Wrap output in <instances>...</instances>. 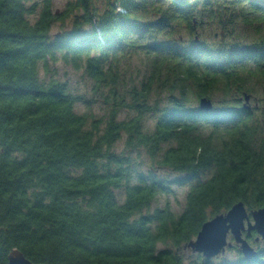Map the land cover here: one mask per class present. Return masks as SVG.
I'll return each mask as SVG.
<instances>
[{"label":"trees","instance_id":"1","mask_svg":"<svg viewBox=\"0 0 264 264\" xmlns=\"http://www.w3.org/2000/svg\"><path fill=\"white\" fill-rule=\"evenodd\" d=\"M30 1L0 0V264L15 250L34 264H184L208 220L264 208V102L259 115L243 104L264 92V0H114L100 14L75 0L59 16L42 0L34 23ZM153 31L166 41L141 44ZM142 48L147 71L128 86L121 63ZM58 61L94 81L105 118L76 112L81 97L49 76ZM204 97H220L211 112ZM173 184L190 188L184 210L151 212ZM244 236L256 245V230ZM235 249L233 264H264V249L251 261Z\"/></svg>","mask_w":264,"mask_h":264},{"label":"rangeland","instance_id":"2","mask_svg":"<svg viewBox=\"0 0 264 264\" xmlns=\"http://www.w3.org/2000/svg\"><path fill=\"white\" fill-rule=\"evenodd\" d=\"M75 0H54L53 1V13L57 16L63 15L68 5L73 3ZM114 0H93L95 5V12L97 14L103 13L106 7L108 6L109 2H113ZM27 6L35 7V13L28 16V19L31 23H34L40 14L42 9V0H32L27 3ZM81 15V13H79ZM150 21H156L159 19V14H154V11L150 10L149 14ZM74 17L68 18L65 22L57 21L52 29V34H58L64 30H71L72 22ZM206 34V39L212 42L211 34H207L202 29H198L197 33ZM155 35V32H150L145 35L143 39L140 40L141 44L144 46H153L156 45L158 42L163 40L166 41L165 35ZM197 35V34H196ZM198 36V35H197ZM218 36V34H217ZM143 37V36H142ZM186 38V31L184 29L180 30L179 34L174 35V40L178 39L180 41L185 40ZM196 40L199 41V37H196ZM146 49L142 48L140 50H131L135 52L127 53L125 58L121 63V71L125 72L126 80L128 86L131 84H138L142 77L144 76L145 72L147 71L146 65L144 63L145 55L144 51ZM49 76L60 80L61 82L67 83L70 90L75 94L81 97V101L76 105V112L78 114H88L91 120L93 119H100L105 118V113L107 112L108 106L105 104L104 98L100 97L99 95H95L94 93V81L90 79L83 70H75L72 66L65 64L63 61H58L56 63L50 62V72ZM41 78L46 80L45 72L41 69ZM250 97L248 101L245 99L243 100V104H246L255 114L259 115L261 104L264 102V92L259 91L256 92V95L253 93H247ZM220 97L212 99L213 105L217 103ZM211 100V99H210ZM127 111H124L120 118H124L127 116ZM154 122L150 120L148 123L149 128L153 127ZM125 136L121 139V141L116 145V152L121 153L124 150L125 145ZM133 156L140 158H136V161H140L143 164V171L147 173L149 167L152 165V160L144 153L141 152L140 155L133 154ZM159 177L161 179H169L172 182L179 180L184 177L181 174H175L167 170H159L158 172ZM173 192L170 195H161L157 202L151 208V212H153L156 208H163L169 205L172 210L179 214L184 210L186 205V196L189 191V186H180L179 184L172 185ZM117 198L120 203L124 202L125 193L124 190H117L116 191ZM254 223V220H252ZM232 234H229L228 241H233ZM235 244V243H234ZM251 244V243H250ZM252 245V244H251ZM234 245L232 248L227 249L225 254L220 255L218 257L212 258L214 264H233L238 259V253L235 249ZM257 249H264V239L260 238L259 242H256V245H252ZM237 247V246H236ZM184 254V264H200L201 258L199 257V253H192L188 250L183 249ZM202 256V255H201ZM203 257V256H202Z\"/></svg>","mask_w":264,"mask_h":264},{"label":"water","instance_id":"3","mask_svg":"<svg viewBox=\"0 0 264 264\" xmlns=\"http://www.w3.org/2000/svg\"><path fill=\"white\" fill-rule=\"evenodd\" d=\"M197 42H199L197 40ZM245 96V100H249ZM200 109L204 112H211L214 109L212 100L202 98L199 102ZM247 109H250L246 105ZM254 220V223L252 222ZM256 230L259 242L260 238L264 239V208L253 211L251 217L243 203L234 205L228 212L219 214L208 220L203 226L198 236L190 241L184 250L192 253H199L205 259L211 260L225 254L227 249L236 245L248 261L256 258L258 252L244 236V233H250ZM229 234H232L233 241H228ZM235 243V244H234ZM9 264H34L29 261L20 251H13L9 256Z\"/></svg>","mask_w":264,"mask_h":264}]
</instances>
